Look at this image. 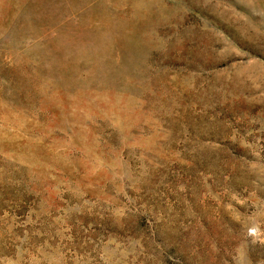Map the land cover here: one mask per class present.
I'll list each match as a JSON object with an SVG mask.
<instances>
[{"label": "rangeland", "instance_id": "rangeland-1", "mask_svg": "<svg viewBox=\"0 0 264 264\" xmlns=\"http://www.w3.org/2000/svg\"><path fill=\"white\" fill-rule=\"evenodd\" d=\"M0 264H264V0H0Z\"/></svg>", "mask_w": 264, "mask_h": 264}]
</instances>
